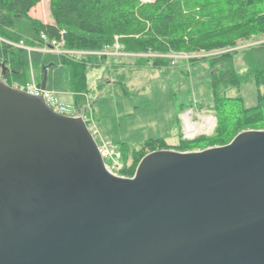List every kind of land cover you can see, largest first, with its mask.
Instances as JSON below:
<instances>
[{"label":"water","instance_id":"1","mask_svg":"<svg viewBox=\"0 0 264 264\" xmlns=\"http://www.w3.org/2000/svg\"><path fill=\"white\" fill-rule=\"evenodd\" d=\"M0 264H264V130L117 177L82 120L0 82Z\"/></svg>","mask_w":264,"mask_h":264},{"label":"trees","instance_id":"2","mask_svg":"<svg viewBox=\"0 0 264 264\" xmlns=\"http://www.w3.org/2000/svg\"><path fill=\"white\" fill-rule=\"evenodd\" d=\"M39 2L0 0V64L8 68L4 77L0 69V77L9 87L28 83L30 68L39 72L40 84L46 67L47 90L70 92L76 106L85 104L88 69L101 66L106 57L73 61L40 52L42 33L63 36L68 50L99 52L117 43L122 53L151 54L147 59L154 68L170 66V53L209 54L202 61L210 72L213 132L191 140L179 134L176 145L148 139L131 153L130 165L123 146L120 175L132 177L139 161L153 151L203 150L226 145L242 131L264 130V0H49L51 23L29 15ZM20 41L31 50L15 45ZM249 41L255 42L236 50ZM246 85L255 88L251 106L241 94Z\"/></svg>","mask_w":264,"mask_h":264},{"label":"rangeland","instance_id":"3","mask_svg":"<svg viewBox=\"0 0 264 264\" xmlns=\"http://www.w3.org/2000/svg\"><path fill=\"white\" fill-rule=\"evenodd\" d=\"M29 15L51 23L49 0H40ZM254 42H243L236 50ZM63 50V57L73 61L89 56L106 57L104 62L101 60V66L88 69L85 98L91 102L93 119L102 137L119 153L123 146L128 151L126 165L132 162L131 153L140 150L148 139L161 138L168 145H176L179 134L191 138L212 133L215 119L208 105L211 100L210 72L202 61L204 55L209 54L170 53L167 57L171 61L175 57L176 62H170L168 67L154 68L147 59L151 54L122 53L113 48L92 52L68 50L64 46ZM240 66L238 61L237 67ZM29 77L30 81L33 78L36 81L39 72L30 68ZM0 82L7 85L2 77ZM231 94L236 93L232 91ZM241 94L247 106L254 104L255 88L252 85L242 88ZM64 98H60L62 102H65ZM186 114L196 131H191L192 134L186 132ZM206 118H210L208 124ZM121 164L125 165L122 159Z\"/></svg>","mask_w":264,"mask_h":264},{"label":"built area","instance_id":"4","mask_svg":"<svg viewBox=\"0 0 264 264\" xmlns=\"http://www.w3.org/2000/svg\"><path fill=\"white\" fill-rule=\"evenodd\" d=\"M40 41L42 42V46L37 49L40 52L43 53H53L57 55L64 54V39L63 36H60V38H50L46 34L40 35ZM16 46L20 48H25L28 50H31V48H28L24 46L23 42L20 41ZM107 49L113 48L116 49V51L119 49L118 44H114L111 47H106ZM172 58L171 63L176 62L177 59ZM15 88L27 92L33 96H39L41 97L44 102L47 104V106L53 110L55 113H58L60 115L66 116V117H75L81 119L85 125L87 126L88 131L90 132L91 136L93 137L98 151L100 153V156L103 160L104 167L108 173H110L113 176L117 177H123L120 175V171L123 168V164H121V158L120 153L118 150L114 149L113 145L110 143V141L104 139L100 132L97 130L92 110L90 108L89 103L85 105L84 108L78 109L75 106L71 105H65L57 99V93L55 91L51 90H42L38 84L35 83V81L32 79L30 82L26 83L22 86L14 85Z\"/></svg>","mask_w":264,"mask_h":264},{"label":"crops","instance_id":"5","mask_svg":"<svg viewBox=\"0 0 264 264\" xmlns=\"http://www.w3.org/2000/svg\"><path fill=\"white\" fill-rule=\"evenodd\" d=\"M34 79V78H33ZM53 91H56V90H53ZM57 92V99L58 100H60L61 101V99L60 98H62V97H65L64 99H65V102H62L61 101V103H63V104H67V105H72V104H74V95L72 94V93H70V92H62V91H56ZM58 96H60V97H58Z\"/></svg>","mask_w":264,"mask_h":264},{"label":"bare ground","instance_id":"6","mask_svg":"<svg viewBox=\"0 0 264 264\" xmlns=\"http://www.w3.org/2000/svg\"><path fill=\"white\" fill-rule=\"evenodd\" d=\"M184 121H185L186 132H187L188 134H192L193 132H196V131H194V129H193V128H194V125H193V123L190 121V119H189V115H188V114L184 115ZM205 121H206V123L208 124V123L210 122V119H209V118H206ZM191 131H193V132H191Z\"/></svg>","mask_w":264,"mask_h":264}]
</instances>
